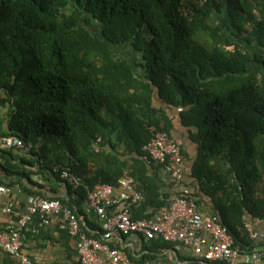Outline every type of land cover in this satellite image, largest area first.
<instances>
[{"label":"trees","instance_id":"obj_1","mask_svg":"<svg viewBox=\"0 0 264 264\" xmlns=\"http://www.w3.org/2000/svg\"><path fill=\"white\" fill-rule=\"evenodd\" d=\"M0 92L11 106L0 136L30 145L23 162L66 183L75 213L86 186L117 187L124 172L144 196L133 217L174 199L143 149L170 133L174 110L196 144L197 209L243 254L264 244L245 227L264 219V0H0ZM164 249L174 244L147 239L142 260Z\"/></svg>","mask_w":264,"mask_h":264},{"label":"built area","instance_id":"obj_2","mask_svg":"<svg viewBox=\"0 0 264 264\" xmlns=\"http://www.w3.org/2000/svg\"><path fill=\"white\" fill-rule=\"evenodd\" d=\"M0 142L4 148L16 146L27 151L30 148V145H24L22 139L15 135L2 136ZM143 149L148 159L168 173L171 182L177 186L184 173L181 143L167 132L157 131L144 144ZM54 170H60L61 177L68 179L74 186L79 185V178L68 170L59 167ZM118 183L117 187L107 183L92 188L86 186V204L102 220V233L98 238L83 231L80 219L71 207L58 199L32 194L29 197L28 214L19 218L14 226L0 229V248L10 255L18 256L24 264H29L28 259L20 253L22 237L30 214L39 212L44 222L53 214L67 223L70 235L76 239V252L81 264H130L129 259L112 245V240H121L129 234H140L146 239L162 238L173 244L189 246L201 264H231L238 259L244 264H255L264 255V244L244 254L238 246H234L232 236L217 218L197 209L191 196L193 189H180L174 199L160 207L153 216L137 219L133 217L132 208L139 206L144 196L134 188L135 182L127 172L119 177ZM9 191L7 185L0 184V200ZM11 209L9 203L3 210L10 212ZM245 227L251 239H258L249 222L245 221ZM173 251H169L170 256L163 264H196L174 260Z\"/></svg>","mask_w":264,"mask_h":264},{"label":"crops","instance_id":"obj_3","mask_svg":"<svg viewBox=\"0 0 264 264\" xmlns=\"http://www.w3.org/2000/svg\"><path fill=\"white\" fill-rule=\"evenodd\" d=\"M11 106L6 96L0 92V133L6 131L7 121ZM173 127L170 130V136L177 139L181 143L183 153V177L178 182L177 186L171 182L168 173L162 169H157L158 175L161 177L165 187H169L172 193H176L182 188L193 189L189 184V170L192 160L196 155V144L193 143L187 136V128L182 126L180 121L172 110ZM1 138V136H0ZM28 151L21 147L4 148L0 142V182L12 184L8 187L10 191L0 200V229L7 226H14L19 218L28 214L29 197L32 194H39L44 198L68 200L69 189L66 183L53 179L51 176L44 174L41 167L37 163L30 166L23 162L29 159ZM2 167L11 170L7 173ZM158 168V167H157ZM186 169V173H185ZM28 171V176L25 174H16ZM24 175V176H23ZM73 187V186H72ZM31 191L32 193H29ZM175 196V195H174ZM210 203V200L207 199ZM9 203L12 205L10 212H5L3 209ZM80 211L76 214L80 219L82 226L88 225L90 229L101 226L102 220L99 216L90 209L86 200L78 206ZM205 214V213H204ZM48 220L44 222V217L41 213L36 212L30 214V218L26 224L22 237V246L20 249L21 256L28 259L29 264H81L76 252V239L70 235L67 223L56 215H50ZM245 221L249 222L252 229L257 233L256 241H264V219L251 218L246 215ZM147 239L140 234H129L121 238V240H112V245L117 247L124 257L128 258V254L132 256L130 264H163L170 256L171 249H164L162 255L157 259H144L143 254ZM173 244V243H172ZM174 260L178 262H194L201 264L199 258L189 246H184L180 243L174 244L173 251ZM129 259V258H128ZM242 260H234L231 264H238ZM216 262L210 263L215 264ZM262 260L257 264H261ZM0 264H24L18 256L10 255L0 248ZM106 264H116L107 262Z\"/></svg>","mask_w":264,"mask_h":264},{"label":"rangeland","instance_id":"obj_4","mask_svg":"<svg viewBox=\"0 0 264 264\" xmlns=\"http://www.w3.org/2000/svg\"><path fill=\"white\" fill-rule=\"evenodd\" d=\"M219 19L218 17L214 16L213 20ZM122 54L131 57L132 54V47L127 44V45H123L120 49H118ZM250 51L254 50L252 47L249 49Z\"/></svg>","mask_w":264,"mask_h":264}]
</instances>
